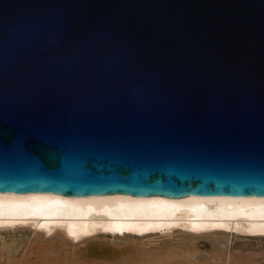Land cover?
Returning a JSON list of instances; mask_svg holds the SVG:
<instances>
[{"label": "water", "instance_id": "water-1", "mask_svg": "<svg viewBox=\"0 0 264 264\" xmlns=\"http://www.w3.org/2000/svg\"><path fill=\"white\" fill-rule=\"evenodd\" d=\"M0 191L264 196V0H0Z\"/></svg>", "mask_w": 264, "mask_h": 264}, {"label": "bare ground", "instance_id": "bare-ground-1", "mask_svg": "<svg viewBox=\"0 0 264 264\" xmlns=\"http://www.w3.org/2000/svg\"><path fill=\"white\" fill-rule=\"evenodd\" d=\"M16 230L33 232L29 245L20 255L1 252L0 264H126L128 257L131 264H247L230 233L264 240V196L0 191V234ZM175 233L207 236L213 248L168 250L156 241L158 251L131 255L133 240L160 238L166 245ZM79 241L83 259L74 247Z\"/></svg>", "mask_w": 264, "mask_h": 264}, {"label": "rangeland", "instance_id": "rangeland-1", "mask_svg": "<svg viewBox=\"0 0 264 264\" xmlns=\"http://www.w3.org/2000/svg\"><path fill=\"white\" fill-rule=\"evenodd\" d=\"M16 231L7 232V233L4 232L5 234L4 233L0 234V253L1 252L6 253L7 251H11V252H16L18 253V255H20L27 248L30 242V237L32 236L33 232H30V230L29 231L28 230H16ZM230 234H231V242H232V246L234 250H236L237 253L244 254V256L247 257L245 263L264 264V240H261V239L256 240V238L253 239L247 235L245 236L244 234H238V233H230ZM168 239L171 240V242L166 245H163V239L160 240V238L158 239L145 238V239H139V240L135 239L132 241L134 245V249L131 255L132 256L135 254L138 255V252L140 251L141 252L158 251L155 245L157 243L156 241L160 243V244L158 243L159 246H161V242H162L161 247H168L167 248L168 250L174 249L175 246H179V245H183V246L186 245L190 247L191 245H194L195 247L198 246V248H202L208 251L212 250L213 248L212 242L207 236H199L195 238L194 240H188L182 237L180 233H175L174 238H168ZM74 247L75 249L77 248L76 251L78 250L77 252L79 253V257L83 259L84 256L86 255V253L84 252L83 243L81 241L76 242V245ZM126 260L128 261L126 264H131L132 259L128 257ZM116 261L117 260H115L114 264H124V261H118V262ZM84 264H90V261L89 263L85 262ZM104 264H107V263H104Z\"/></svg>", "mask_w": 264, "mask_h": 264}]
</instances>
